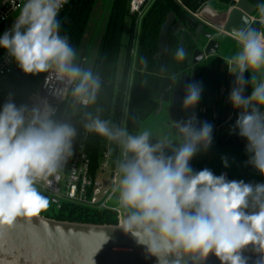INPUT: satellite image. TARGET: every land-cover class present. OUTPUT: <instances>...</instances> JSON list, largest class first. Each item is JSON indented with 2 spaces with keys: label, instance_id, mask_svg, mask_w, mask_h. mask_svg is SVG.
Returning a JSON list of instances; mask_svg holds the SVG:
<instances>
[{
  "label": "clouds",
  "instance_id": "clouds-1",
  "mask_svg": "<svg viewBox=\"0 0 264 264\" xmlns=\"http://www.w3.org/2000/svg\"><path fill=\"white\" fill-rule=\"evenodd\" d=\"M68 2L24 0L0 32V50L23 74H45L46 80L61 83L54 95L70 94L86 107L95 102L99 83L91 71L76 65V51L60 34L58 17ZM233 38L237 50L227 65L232 78L227 102L236 118L228 134L244 141L243 166L264 178V33L247 27L235 30ZM174 59L186 60L183 47L175 49ZM203 93L202 82L185 86V116L172 121V132L161 136L85 116L84 130L118 150L111 188L120 209L116 229L155 264H179L185 256L204 264L210 255L219 264H248L249 248L256 264H264V182L229 180L226 173L192 165L213 145V124L196 113ZM13 97L9 93L0 104V228L9 229L18 218L48 208L38 185L59 178L77 135L71 124L55 119L47 99L29 107ZM221 164L229 168V158L221 156Z\"/></svg>",
  "mask_w": 264,
  "mask_h": 264
},
{
  "label": "trees",
  "instance_id": "trees-1",
  "mask_svg": "<svg viewBox=\"0 0 264 264\" xmlns=\"http://www.w3.org/2000/svg\"><path fill=\"white\" fill-rule=\"evenodd\" d=\"M95 0H71L64 12L58 17L60 21V34L67 35L69 43L76 51V65L78 66V56L80 46L84 41ZM184 6L191 10H196L199 7V0H178ZM223 4H229L232 0H215ZM129 0H114L111 8L110 19L108 20L106 29L103 33V38L100 41L98 54L91 69V73L98 80L99 88L96 92L95 102L88 105L85 109L79 108L81 112V121L85 122V116L91 114L93 117H99L102 120L108 121L110 125L120 126V116L122 110V99L125 88V79L128 73V61H130L131 39L122 45V33L125 26V21H131V27H134V18L128 13ZM180 7L174 0H157L146 12V16L141 23L140 47L150 56L156 51L157 37L161 24L164 21L166 14L170 11L176 12ZM129 21V22H130ZM4 26L0 27V32L5 30ZM171 47L172 59L170 67L166 64L159 70L144 69V60H139L138 66L144 72L156 74L157 78L150 80L146 77H141L139 85L135 87L132 98L129 102V112L126 117L127 129L130 132L139 130L140 122L149 114H153L156 110V102L154 99L160 92L159 77L170 76L175 73L176 66L179 62L174 59V52L177 43H173ZM124 49V66L123 77L116 84V74L118 69V61L121 50ZM2 50H0V53ZM146 65L150 62L151 68L154 67V62L151 57L146 59ZM149 67V65H148ZM45 74L31 76L23 74L17 67L13 74L4 82L0 92V104H3L9 93L14 94V101L19 104H27L29 95L38 87L40 81ZM105 144H110L105 138L94 133L87 132V139L83 144L84 152L87 154L92 171L95 170L98 161V155ZM111 145V144H110ZM113 149L116 146L111 145ZM47 197V196H46ZM40 215L58 221L77 222L94 225H116L117 221L113 213L99 211L94 212L86 208H82L69 203H60V207L49 201V206L46 210L40 212Z\"/></svg>",
  "mask_w": 264,
  "mask_h": 264
},
{
  "label": "flooded vegetation",
  "instance_id": "flooded-vegetation-1",
  "mask_svg": "<svg viewBox=\"0 0 264 264\" xmlns=\"http://www.w3.org/2000/svg\"><path fill=\"white\" fill-rule=\"evenodd\" d=\"M238 0H232L229 4H223L215 0H199L197 3L199 7L196 10H191L190 8L184 6L182 3L176 2L180 7L176 12L170 11L174 14V21L171 24L170 28L167 31L166 43L167 47L165 51L160 56H157L158 49L153 52L150 56L145 52L144 45L143 48L140 47V35L141 27L137 29L136 27L129 26L126 30L127 41L131 39V52L130 56H133L134 62L136 64V70L129 76L126 75L125 79V88L123 93L122 101V110H121V121L122 119L126 120V117L129 112V102L132 98L133 91L135 87L139 85L141 77L149 78L150 80L157 78L156 74L150 73L149 71L144 72L139 68V60H144L143 67L144 69H153L159 70L161 65L166 67L170 66V60L172 55L170 53V45L177 43V47H183L186 52V59L192 54L194 50L199 51V65L196 67H187L186 60L184 62H179L176 66V71L170 76L159 77L160 79V92L158 96L154 99L156 102V110L153 114L147 115L141 122L148 129L151 125L162 126L165 129H171L172 120H180L184 118L185 113L179 112L177 106L181 103L180 96L183 97L184 88L190 82L199 81L204 85V93L206 89L205 81V66L213 65L217 70L214 73L213 82H222L215 91V103L223 104L227 102V94L231 86V77L227 71V65L230 57L236 52L237 44L233 37L222 31L225 18L228 14V9L226 5H232ZM211 3H217V5H211L208 12H204V8ZM264 7V1L261 5ZM199 9V20L197 19V10ZM146 16L144 14L143 18ZM142 18V20H143ZM194 19L195 21H191ZM141 20V23H142ZM201 26L199 31H197V25ZM247 27H253L259 32H262L264 28V17L258 14H255L251 17V22ZM246 27V28H247ZM158 38V37H157ZM158 41V39H157ZM210 42L216 43L215 46H210L209 50L214 53L211 56H204V51L207 49ZM157 47V45H156ZM151 57V60L154 62V67L151 68V62L146 65V59ZM194 71V73H192ZM247 75V74H246ZM123 75L120 76L119 80H116L118 84ZM256 78H260V74H256ZM250 92V88L246 90V94ZM199 106L196 109L198 118L202 121L206 120L213 124V145L209 150L207 155L197 156L193 160L199 163L200 170L204 167H207L213 171L214 174L219 175L221 173H226L229 180H240L243 179L245 182H264L258 173H256L251 167L243 166V161L247 159L244 151V141L238 138L236 135H225L223 131L220 130L219 126H216L217 118V109L208 110L207 107H203V98ZM161 100V109L158 110V104ZM215 103L213 105H215ZM228 103V102H227ZM228 108L236 114L235 111L231 108L228 103ZM232 122L228 128L231 127ZM158 130H154L153 133H157ZM135 133V132H134ZM221 156H227L230 160L229 168L225 169L221 164Z\"/></svg>",
  "mask_w": 264,
  "mask_h": 264
},
{
  "label": "water",
  "instance_id": "water-1",
  "mask_svg": "<svg viewBox=\"0 0 264 264\" xmlns=\"http://www.w3.org/2000/svg\"><path fill=\"white\" fill-rule=\"evenodd\" d=\"M264 0H238L226 5L229 10L222 31L233 37V32L246 28L255 14L264 17ZM199 13V9L196 12ZM175 17L168 12L158 32L157 56L167 47V31ZM191 21H195L192 19ZM11 24L8 21L4 26ZM201 26L197 25V31ZM261 33H264V28ZM216 43L210 42L204 56H211L209 50ZM199 51L194 50L186 59L187 67L199 65ZM193 70L192 73H194ZM217 70L213 65L205 66L206 89L203 107L217 109L216 126L227 135L228 126L235 121L236 114L228 103H215V91L222 82H213ZM182 97L180 96V100ZM215 103V105H213ZM161 109V100L158 110ZM63 114V110H60ZM53 204L57 200L49 198ZM106 237L109 239L105 242ZM248 264H256L257 256L249 248L245 252ZM0 264H155L154 259H145L142 249L136 247L131 239L124 236L116 225H94L68 221H58L41 215L31 218H18L12 228H0ZM179 264H198L191 256H185ZM204 264H219L214 256H209Z\"/></svg>",
  "mask_w": 264,
  "mask_h": 264
},
{
  "label": "built area",
  "instance_id": "built-area-1",
  "mask_svg": "<svg viewBox=\"0 0 264 264\" xmlns=\"http://www.w3.org/2000/svg\"><path fill=\"white\" fill-rule=\"evenodd\" d=\"M149 1L129 0L128 13L134 18L135 22L142 20L144 8ZM23 2L24 0H0V27L13 19L22 7ZM70 2L71 0L64 6L60 15ZM175 2L179 3L178 0H175ZM79 67L82 69L83 65L80 64ZM15 69V64L9 62L2 51L0 53V92L4 82L13 74ZM62 87L61 83L46 80L44 76L38 87L29 95L27 105L31 107L40 98L47 99L49 104L56 110L55 118L62 117L71 97L70 94L63 98L54 95L56 90ZM86 107L79 105V108L85 109ZM60 110H63L62 115ZM121 122L120 118V126ZM84 123L80 120L76 124L78 135L73 140V155L60 172L59 178L53 179L51 184L38 185V189L48 193L50 198L58 201L55 204L56 208L60 207V203L65 202L94 212H110L114 214L118 222L120 209L116 204L115 194L111 190L114 181V161L118 156V150L113 149L109 144H105L98 155L97 166L92 171L90 160L83 149V144L87 139V132L83 127ZM111 201H114L115 206H110Z\"/></svg>",
  "mask_w": 264,
  "mask_h": 264
},
{
  "label": "rangeland",
  "instance_id": "rangeland-1",
  "mask_svg": "<svg viewBox=\"0 0 264 264\" xmlns=\"http://www.w3.org/2000/svg\"><path fill=\"white\" fill-rule=\"evenodd\" d=\"M157 0H150L148 4L144 8V14L148 11V9L153 5V3ZM175 1V0H174ZM114 3V0H95L93 4V9L91 12V15L89 17V23L87 26V31L84 37V41L80 46L79 50V56H78V66L80 64L83 65L82 69L91 71L93 68L94 61L96 59V56L98 54V50L100 47V41L103 38V33L106 29L108 20L110 19L111 14V8ZM15 18V16L13 17ZM135 22V20H133ZM137 24V29L141 27V20L138 22H135ZM128 26V27H127ZM129 28V20L127 19L125 21L124 30L122 33V45H125L127 41V35L126 30ZM124 49L121 50L119 61H118V69H117V75L116 80L120 79L122 69L124 66ZM130 61H128V75L131 76V74L136 70V64L134 62L133 56H130ZM61 122H66L71 124L76 129V124L82 119L81 112L79 111V105L78 102L74 101L72 97L69 98V104L66 108L63 116H58L55 118ZM126 125V120H122L121 126ZM139 131L148 130L152 133V130H157V125L153 126L148 129L149 125L144 126L142 122L139 124ZM77 133V130H76ZM78 135V133H77ZM76 135V137H77ZM75 139V138H74ZM110 145V144H109ZM112 145V144H111ZM110 145V146H111ZM115 146V145H114ZM116 148V147H115ZM40 190V189H39ZM41 191V190H40ZM41 193L44 196H47L48 200L50 198V195L46 192L41 191ZM110 206H115L114 201H111ZM40 215V213L38 214Z\"/></svg>",
  "mask_w": 264,
  "mask_h": 264
},
{
  "label": "crops",
  "instance_id": "crops-1",
  "mask_svg": "<svg viewBox=\"0 0 264 264\" xmlns=\"http://www.w3.org/2000/svg\"><path fill=\"white\" fill-rule=\"evenodd\" d=\"M211 5H217V6H219V4H217V3H211V4H208L205 8H204V12H208V10H212V9H210V7H211ZM20 11V10H19ZM19 11H18V13H19ZM17 13V14H18ZM17 14H15V16L17 15ZM197 14V13H196ZM197 19L199 20V13L197 14ZM14 20V18L11 20V23H12V21ZM129 20V19H128ZM130 21V20H129ZM131 21L129 22V26H131ZM5 27V26H4ZM128 27V26H127ZM134 27H136L137 28V25H135V23H134ZM6 28V27H5ZM130 52H131V48H130ZM122 73H123V69H122ZM122 73H121V76H122ZM117 75V74H116ZM177 110L179 111V112H183L182 110H181V103H179L178 104V106H177ZM173 121V120H172ZM157 130H158V132L157 133H153V131L154 130H152V133H153V135L154 136H161V135H164V134H170L171 132H170V130H168V129H165L164 127H163V125L162 126H158L157 127ZM153 142H155V141H153ZM192 165H193V167L195 168V169H199V163L197 162H195L194 160L192 161Z\"/></svg>",
  "mask_w": 264,
  "mask_h": 264
}]
</instances>
